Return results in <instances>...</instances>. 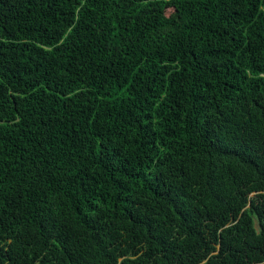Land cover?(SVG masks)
<instances>
[{
    "label": "trees",
    "instance_id": "obj_1",
    "mask_svg": "<svg viewBox=\"0 0 264 264\" xmlns=\"http://www.w3.org/2000/svg\"><path fill=\"white\" fill-rule=\"evenodd\" d=\"M0 264H264V0H0Z\"/></svg>",
    "mask_w": 264,
    "mask_h": 264
}]
</instances>
